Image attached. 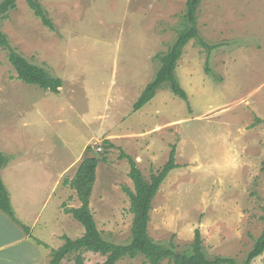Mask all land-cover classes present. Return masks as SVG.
Wrapping results in <instances>:
<instances>
[{"label": "rangeland", "instance_id": "374dc122", "mask_svg": "<svg viewBox=\"0 0 264 264\" xmlns=\"http://www.w3.org/2000/svg\"><path fill=\"white\" fill-rule=\"evenodd\" d=\"M39 1L54 30L26 0L0 20V30L63 86L53 94L23 83L0 49V152L7 159L0 175L17 222L0 218V264H48L64 235L82 237L83 225L63 209L81 206L68 182L84 159L102 156L106 140L114 147L98 165L90 206L107 241L131 240L125 189L134 191V183L121 154L150 180L176 145L178 168L153 201L149 235L183 252L199 229L209 259L244 264L264 231V0H203L200 40L186 46L176 69L188 101L165 86L139 111L134 104L161 66L157 56L173 46L187 0ZM84 257V264L106 259ZM117 264L148 263L139 256ZM252 264H264V254Z\"/></svg>", "mask_w": 264, "mask_h": 264}, {"label": "trees", "instance_id": "16d2710c", "mask_svg": "<svg viewBox=\"0 0 264 264\" xmlns=\"http://www.w3.org/2000/svg\"><path fill=\"white\" fill-rule=\"evenodd\" d=\"M18 0H3L0 3V20L8 18L11 11L17 7ZM45 27L55 29L54 23L49 18L46 9L39 0H26ZM203 0H187L186 10L182 19V28L179 30L173 46L164 54L158 55L161 66L154 79L144 88L141 96L134 104V110L139 111L147 105L156 93L167 86L176 96L188 101L185 90L181 87L176 69L183 56L184 49L192 40H200L198 30V13ZM203 46L207 47L204 42ZM0 49L8 51V61L14 68L17 79L27 85L39 87L53 94H59L63 86L62 79L52 76L47 69L34 64L24 57L17 49L11 46L8 36L0 30ZM207 71H209L207 69ZM105 150L101 157H88L82 161L75 177L68 182L76 191L81 202L79 208L63 209L85 228L82 237L72 239L66 235L62 237L64 243L57 249H52L51 260L48 264H62L66 258L76 255L75 264H84V253L92 252L104 256L102 264H117L122 259L129 257L136 259L143 256L148 264H161L168 259L173 264H239L229 257H215L209 259L206 255L204 244L199 229L195 232V239L187 251L177 252L176 246L171 241L169 245L156 243L149 235V222L153 201L169 174L178 168L176 163L177 146H173L169 159L156 173H152L150 180H146L138 163L129 155L122 153L121 159L130 164L129 177L134 183V191L125 189L131 201L133 222L131 227V240L128 244H115L107 241L97 227L96 220L91 210V197L97 180V168L99 163L108 162V153L114 147L110 140L103 144ZM7 159L0 152V170L6 165ZM0 211L5 212L16 222L15 213L12 210L9 192L7 191L0 175ZM262 220L264 222V207ZM17 223V222H16ZM27 232L30 231L27 228ZM39 245L48 248V245L38 241ZM264 254V231L255 241L253 249L248 254L244 264L252 262Z\"/></svg>", "mask_w": 264, "mask_h": 264}, {"label": "crops", "instance_id": "0c3cea01", "mask_svg": "<svg viewBox=\"0 0 264 264\" xmlns=\"http://www.w3.org/2000/svg\"><path fill=\"white\" fill-rule=\"evenodd\" d=\"M4 213L3 211H0V218L1 219H8L7 221H9L12 225H17L16 223H15V221L13 222L10 218H8V216H6L5 214H3V216H1V214L2 213ZM19 229V228H18ZM19 231H21L20 229H19ZM26 235V234H25ZM32 235H30V234H27L26 236H24V237H31ZM19 243H21V240L20 241H18ZM0 249H1V247H0ZM1 252V251H0Z\"/></svg>", "mask_w": 264, "mask_h": 264}, {"label": "built area", "instance_id": "2783aa9c", "mask_svg": "<svg viewBox=\"0 0 264 264\" xmlns=\"http://www.w3.org/2000/svg\"><path fill=\"white\" fill-rule=\"evenodd\" d=\"M101 149H99V151H100Z\"/></svg>", "mask_w": 264, "mask_h": 264}]
</instances>
